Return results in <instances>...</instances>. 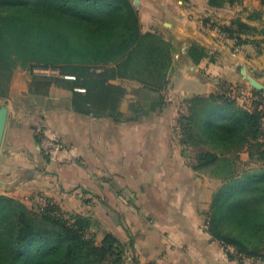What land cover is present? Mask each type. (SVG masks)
Returning a JSON list of instances; mask_svg holds the SVG:
<instances>
[{"label": "crops", "instance_id": "crops-1", "mask_svg": "<svg viewBox=\"0 0 264 264\" xmlns=\"http://www.w3.org/2000/svg\"><path fill=\"white\" fill-rule=\"evenodd\" d=\"M130 1L142 33L171 47L164 83L147 87L126 57L93 63L77 77L60 69L19 75L6 98L0 184L12 188L7 195L19 197L25 186L91 216L101 238L111 232L133 241L126 264H246V255L210 231L214 194L225 180L219 169L197 167L179 117L190 98L224 82L239 86L235 93L243 89L238 103L251 108L252 90H264V46L258 52L219 38L207 19L225 22V10L209 0ZM193 42L208 51L199 62L189 55ZM49 140L65 148L51 149ZM225 155L234 178L264 170L250 144Z\"/></svg>", "mask_w": 264, "mask_h": 264}, {"label": "trees", "instance_id": "trees-1", "mask_svg": "<svg viewBox=\"0 0 264 264\" xmlns=\"http://www.w3.org/2000/svg\"><path fill=\"white\" fill-rule=\"evenodd\" d=\"M234 1L209 4L222 8ZM212 26L236 45L251 44L258 52L263 48L264 24L236 18ZM170 50L158 35L142 33L130 0H0L1 97L9 95L19 66L30 71L50 66L81 75L93 63L122 57L124 64L144 74L134 77L157 90L167 76ZM189 55L199 62L208 51L193 42ZM236 88L224 82L209 95L190 98L179 117L181 139L194 151L198 168L219 169L225 180L214 194L210 231L235 245L239 254L264 259V170L234 178L225 155L250 144L264 159V90H252L248 108L238 103ZM94 225L91 216L67 211L53 198L32 209L0 193V264H126L133 241L122 242L111 232L99 239Z\"/></svg>", "mask_w": 264, "mask_h": 264}, {"label": "rangeland", "instance_id": "rangeland-1", "mask_svg": "<svg viewBox=\"0 0 264 264\" xmlns=\"http://www.w3.org/2000/svg\"><path fill=\"white\" fill-rule=\"evenodd\" d=\"M224 10L226 14L225 19L227 20H225V22L221 21L220 23L218 21L219 24H229L232 20L236 18H241L242 20L249 22L252 25L262 26L264 24V0H235L233 3L224 6ZM213 22H217V20L212 19L211 22L208 23H210V25L212 26ZM218 34H219V38L223 37L224 41L230 40L232 44H234V46L236 45L235 39L227 37L226 34L221 32L220 30ZM18 68H17L18 70L16 69L14 72V76L12 78L10 87H12L15 78L19 77V75H20V81H22V80H26V77L29 74L31 73L35 74L34 72L35 67L33 68L32 72H30V70L27 67L19 66ZM7 97L0 96V108L6 104ZM22 189L24 190L23 191L24 193L20 194V196L17 198L22 199L30 208L37 209L39 206H44L46 204L47 202L46 196H42V194L35 192L30 193V191H28V188H26L25 186ZM10 190H12V188H6L3 184H0V193L9 194ZM30 194H33V196L31 195L32 196L31 197ZM98 238L99 239L101 238L100 235L98 236Z\"/></svg>", "mask_w": 264, "mask_h": 264}, {"label": "built area", "instance_id": "built-area-1", "mask_svg": "<svg viewBox=\"0 0 264 264\" xmlns=\"http://www.w3.org/2000/svg\"><path fill=\"white\" fill-rule=\"evenodd\" d=\"M34 72L37 75L40 76H51V75H59L60 72L57 68H53L50 66H37L34 68ZM245 91L242 89L240 91V94L243 95ZM238 94V97L239 95ZM48 147L54 150H62L65 148L63 144H61L58 141L55 140H49L47 141ZM241 259L246 263V264H264V259L261 257H246V256H241Z\"/></svg>", "mask_w": 264, "mask_h": 264}, {"label": "water", "instance_id": "water-1", "mask_svg": "<svg viewBox=\"0 0 264 264\" xmlns=\"http://www.w3.org/2000/svg\"><path fill=\"white\" fill-rule=\"evenodd\" d=\"M242 72H243V74H246V67L245 66L242 67ZM257 86L261 87L260 85H257ZM7 117H8V108H7V106L3 105L0 108V150H1L3 136H4V132H5Z\"/></svg>", "mask_w": 264, "mask_h": 264}]
</instances>
